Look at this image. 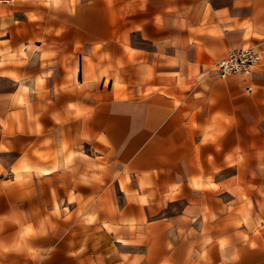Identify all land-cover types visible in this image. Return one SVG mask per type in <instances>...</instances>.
Here are the masks:
<instances>
[{
    "label": "crops",
    "instance_id": "0c3cea01",
    "mask_svg": "<svg viewBox=\"0 0 264 264\" xmlns=\"http://www.w3.org/2000/svg\"><path fill=\"white\" fill-rule=\"evenodd\" d=\"M29 226L0 264H264V0H0V243Z\"/></svg>",
    "mask_w": 264,
    "mask_h": 264
},
{
    "label": "built area",
    "instance_id": "2783aa9c",
    "mask_svg": "<svg viewBox=\"0 0 264 264\" xmlns=\"http://www.w3.org/2000/svg\"><path fill=\"white\" fill-rule=\"evenodd\" d=\"M259 63V54L254 47L230 50L226 56L213 64V70L220 78L231 75H245ZM250 90V87L247 88Z\"/></svg>",
    "mask_w": 264,
    "mask_h": 264
},
{
    "label": "clouds",
    "instance_id": "9594fccd",
    "mask_svg": "<svg viewBox=\"0 0 264 264\" xmlns=\"http://www.w3.org/2000/svg\"><path fill=\"white\" fill-rule=\"evenodd\" d=\"M31 231H32L31 226L25 228L23 231L19 233L17 240L12 247H7L4 246L2 243H0V249H2L4 252L19 250L23 246L25 238L31 233Z\"/></svg>",
    "mask_w": 264,
    "mask_h": 264
}]
</instances>
